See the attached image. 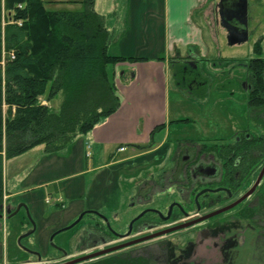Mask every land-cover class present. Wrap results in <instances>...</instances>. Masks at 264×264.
<instances>
[{"label": "rangeland", "instance_id": "obj_1", "mask_svg": "<svg viewBox=\"0 0 264 264\" xmlns=\"http://www.w3.org/2000/svg\"><path fill=\"white\" fill-rule=\"evenodd\" d=\"M79 1L53 0L45 3L52 10H81L82 4ZM209 1L212 0H208V3ZM118 4L120 3L116 0H99L96 9L107 14L109 7H116ZM248 4L246 39L230 46L227 31L217 27L218 38L214 42L217 49L210 55L208 62L212 65L208 67L209 74L215 82L210 85L206 103L201 105L204 108L196 115V125L181 124L178 141L174 142L172 139L175 137L172 128L168 140L154 152L124 161L121 158L132 152L131 148L125 152H116L114 147L107 155L94 161L91 157L86 159L84 152L80 157V151L72 159L70 153L74 149L68 153L67 147L57 152L45 153L43 145L34 146L35 148L4 160V218L0 221V264L3 261L21 262L20 264L37 261L36 255L24 250L18 243L19 236L30 229L32 223L35 225L34 231L22 238L21 244L37 251L42 262L59 259L63 253L75 257L85 255L81 254L85 243L84 231L86 232L87 225L92 221H100L88 211H97L116 230H124L141 207L156 206L159 203L163 205L171 198L169 193L172 191L168 190L165 192L168 194L161 192L151 196L142 205H130L132 197L138 193L139 184L146 183L143 188L146 191L150 186L149 181L159 180L166 175V169L170 168L173 153L180 143L182 146L191 145L190 136L202 137L199 142H230L236 133L253 126L247 115L245 84L247 63L258 55L254 52V44L259 40L264 55V0H248ZM156 5H160L159 1ZM205 18L208 23L211 21L210 15H205ZM218 57L220 58L217 59ZM191 72L188 69L183 77L188 79ZM49 106L54 109L53 102ZM161 134H164L163 130L158 135ZM159 139L160 137L156 140ZM156 144L148 143L134 148L140 153ZM115 152L116 156L109 157L110 153L115 155ZM160 190L161 188L157 189ZM18 204L27 207L28 215L21 208L16 214L6 218L5 209ZM83 212L86 214L76 225L51 238ZM249 246L247 243L242 245L240 258L234 264H264L260 257H250Z\"/></svg>", "mask_w": 264, "mask_h": 264}, {"label": "trees", "instance_id": "obj_2", "mask_svg": "<svg viewBox=\"0 0 264 264\" xmlns=\"http://www.w3.org/2000/svg\"><path fill=\"white\" fill-rule=\"evenodd\" d=\"M79 2L81 10H52L44 0H0V214L4 160L37 145L57 152L89 132L120 105L108 67L144 59L111 54L104 16L94 0ZM254 52L247 63L251 108L264 106L260 40ZM202 147L211 152L214 145ZM86 264L134 262L111 254Z\"/></svg>", "mask_w": 264, "mask_h": 264}, {"label": "flooded vegetation", "instance_id": "obj_3", "mask_svg": "<svg viewBox=\"0 0 264 264\" xmlns=\"http://www.w3.org/2000/svg\"><path fill=\"white\" fill-rule=\"evenodd\" d=\"M215 11L220 24L233 36L246 35L248 0H217ZM248 78L249 73L245 84L247 105L251 92ZM247 115L253 126L236 133L230 142L190 139L191 145L180 143L173 155L174 165L166 169V175L149 181L146 191L143 188L147 184H139L130 205H142L151 196L171 190L168 202L141 207L129 221L128 235L129 223L119 231L95 215L100 221L87 225L81 254L136 241L102 257L116 254L134 264H234L247 243L250 257L264 260V173L242 198L264 167V106L248 105ZM208 143L214 145L213 150L202 151V145ZM14 209L10 207V213ZM74 257L63 253L56 261Z\"/></svg>", "mask_w": 264, "mask_h": 264}, {"label": "crops", "instance_id": "obj_4", "mask_svg": "<svg viewBox=\"0 0 264 264\" xmlns=\"http://www.w3.org/2000/svg\"><path fill=\"white\" fill-rule=\"evenodd\" d=\"M116 1L120 4L107 7L108 12L104 14L103 10L96 9L99 0H94V8L104 16L111 34L108 50L114 55L144 59L124 60L108 67L120 105L67 146L68 153L74 149L70 153L72 159L80 151V157L84 152L86 159L91 157L95 161L114 147L116 152L131 148L132 152L121 161L150 154L168 140L172 128L175 132L172 139L178 141L181 124L196 125V115L204 108L202 104L206 103L210 85L215 82L209 74L208 67L212 65L208 62L217 49L214 43L218 38L217 27L226 30L216 14V0L209 3L208 0ZM158 1L160 5H156ZM205 15L211 16L209 23ZM238 43L229 42V45ZM188 69L192 72L187 79L183 75ZM158 125H163L157 130L159 133L163 130V135L153 132ZM190 139L201 141L203 138L190 136ZM148 143L157 144L136 152L134 147ZM88 151L90 156L86 155ZM116 152L109 157L116 156ZM170 165V168L174 165L173 156ZM20 263L3 261V264Z\"/></svg>", "mask_w": 264, "mask_h": 264}, {"label": "water", "instance_id": "obj_5", "mask_svg": "<svg viewBox=\"0 0 264 264\" xmlns=\"http://www.w3.org/2000/svg\"><path fill=\"white\" fill-rule=\"evenodd\" d=\"M226 30H227V33H228V41L231 42V43L241 42L242 40L246 39V35H244V36H240V35L239 36H233L232 35L233 33L229 29H226ZM263 173H264V167L261 169V171L259 173V176H258L257 180L255 181L254 185L252 186L251 190L249 192H247L242 198H245L254 189V187L258 183V181L261 178V176L263 175ZM170 207H172V204L170 205ZM2 208H3V206H2ZM21 208H24L25 211L27 212V215H28L27 207L25 205H23V204H18V205L15 206V209L11 213H10V207L5 209L6 218L16 214ZM153 211L159 212L157 210H153ZM88 213H92L94 215H97V216L101 217L104 221L107 222V225H109L108 221H107V218L105 216H103L102 214L98 213L97 211L92 210V211H88ZM85 214H86L85 212L81 213L77 217V219H75L70 225H68V226L64 227L63 229H61V230L57 231L56 233H54L51 238H53L54 235L57 234L58 232H61V231H64V230L72 228L74 225H76L83 218V216ZM141 214H139V215H141ZM1 218L2 219L4 218V213L3 212L0 214V219ZM131 224H132V222L129 223L128 230L125 233L126 235L130 234V232H131ZM34 228H35V225H34V223H32L31 224V228L28 229L27 231H25L23 234H21L19 236V238H18V243L24 250H26V251H28V252H30V253H32V254L37 256V261L35 263H31L30 262V263H25V264H82V263L89 262V261L95 260L97 258H100V257H102L104 255L112 253V252H114V251H116V250H118L120 248H123L125 246H129V245H131V244L136 242V241H128V242H125V243H122V244H118V245H114V246H111V247L99 249V250H96V251H93V252H89V253H86L85 255L74 257V258H71V259H68V260L62 261V262L50 261V262L44 263V262H42V259H41L40 255H39V253L37 251L29 249V248H27V247H25V246H23L21 244V239L26 237V236H28V235H30L34 231ZM175 229H177V227L171 228V229L166 230V231H161V232L152 234L149 237L157 236V235H160V234H163L165 232H169V231H172V230H175Z\"/></svg>", "mask_w": 264, "mask_h": 264}, {"label": "built area", "instance_id": "obj_6", "mask_svg": "<svg viewBox=\"0 0 264 264\" xmlns=\"http://www.w3.org/2000/svg\"><path fill=\"white\" fill-rule=\"evenodd\" d=\"M18 24H20V22H18ZM119 150H124V147H119ZM90 154H91L90 151H88V152L86 153L87 156H90Z\"/></svg>", "mask_w": 264, "mask_h": 264}]
</instances>
